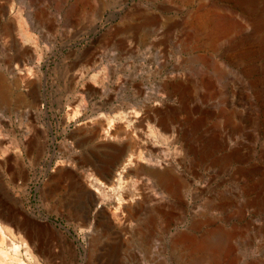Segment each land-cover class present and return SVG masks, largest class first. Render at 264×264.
I'll return each instance as SVG.
<instances>
[{"label": "rangeland", "instance_id": "1", "mask_svg": "<svg viewBox=\"0 0 264 264\" xmlns=\"http://www.w3.org/2000/svg\"><path fill=\"white\" fill-rule=\"evenodd\" d=\"M0 75L4 260L264 264V0H0ZM96 122L151 147L171 190L126 174L128 139L97 145ZM92 177L116 190L87 192Z\"/></svg>", "mask_w": 264, "mask_h": 264}, {"label": "bare ground", "instance_id": "2", "mask_svg": "<svg viewBox=\"0 0 264 264\" xmlns=\"http://www.w3.org/2000/svg\"><path fill=\"white\" fill-rule=\"evenodd\" d=\"M10 71H13V70L10 69ZM21 71H22V69H21ZM3 81H4V78H3V76L0 75V106L1 105H9V102H10V100H9L10 94L7 90H4V85L2 83ZM5 109H6V107H5ZM111 120H113V119L107 118V122H110ZM127 121H128V119H127ZM103 123L104 122L93 123L94 127L92 129L93 133H92L91 138L96 142L97 145H100L104 148H115V147H117L118 144L120 143V141L123 139L122 136H124L128 139L127 143L122 142V154H121V156H118V158H121V160H122V164L124 165L123 168L125 169L126 174L138 175V174L143 173V172L147 173L149 176H151L154 179L153 185L155 186V188L152 189L154 194H160L161 191L168 192L169 190H171V186L175 182V179H174L173 175L171 174V170L164 163L155 161V159L151 155V147H149L147 149L145 157L141 156L136 151V149H137L136 145L138 142L131 135V133L127 129L126 125L124 126L123 124L122 125L118 124L114 128V130L111 131L108 128H106V129L103 128V126H102ZM162 129L164 130V132H169V128L167 126H164V128H162ZM139 131H140V129H139ZM142 160H146L147 163H143ZM106 162H108V161H106ZM110 164H111V162H110ZM104 165L100 164V166L95 167L96 171L100 174H103L105 180L107 182H110V179L108 178L110 173H111L110 165L109 164H104ZM71 167L72 166H70L68 168L67 164L60 165V166L56 167V169L52 175L53 180H54L52 183V189L58 187L59 183L62 180H64V178H66L68 175H70V174L72 175V168ZM118 179H120V178H118ZM80 186L82 188H84L85 190H87V192L93 190L94 192H98L99 194H103L104 192H110V191L114 192V190H116V187H113V188L108 187L107 188L106 184L104 182L100 181L99 179H97L95 177H92L91 179L85 178V180H83V181L81 180ZM133 196L131 199H133ZM133 201H134V205L130 206V204H128L127 206L126 205L123 206L125 208V210L129 211L128 214L130 216L136 214L138 206L140 204V200H138L137 198L133 199ZM131 207H132V209H131ZM0 216H1V214H0ZM20 231H22V230H20ZM11 234L13 236H15V238L19 237L20 241L24 243L26 251H28L31 255V249L35 247L34 239H33L32 235L28 231L23 233L24 236H21V235L18 236V234L15 232L14 233L11 232ZM4 245H5L4 237L0 236V247H1L0 248V255H1L0 256V264H11L10 262L4 260L6 257L9 256L8 251L6 249H4V247H5ZM219 245H220V243H219V241H217L216 243H214L213 248H217V247H219ZM6 246L8 247V245H6ZM10 248H12L13 251L12 250L11 251L14 252V250L17 248V246L15 245V243H12L11 245L9 244L8 249H10ZM10 258H12V257L10 256L9 260H10ZM214 258H215V254L211 253L209 255V259H214ZM12 262H13V260H12ZM17 264H20V260L17 261Z\"/></svg>", "mask_w": 264, "mask_h": 264}, {"label": "water", "instance_id": "3", "mask_svg": "<svg viewBox=\"0 0 264 264\" xmlns=\"http://www.w3.org/2000/svg\"><path fill=\"white\" fill-rule=\"evenodd\" d=\"M73 239H74V241H75L76 246L79 248V250H80V252H81V250L83 249V244H82V242H81L77 237H75V236H73Z\"/></svg>", "mask_w": 264, "mask_h": 264}]
</instances>
